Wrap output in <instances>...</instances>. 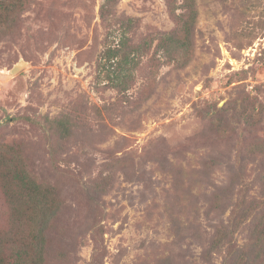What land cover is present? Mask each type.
Returning a JSON list of instances; mask_svg holds the SVG:
<instances>
[{"label": "rangeland", "instance_id": "374dc122", "mask_svg": "<svg viewBox=\"0 0 264 264\" xmlns=\"http://www.w3.org/2000/svg\"><path fill=\"white\" fill-rule=\"evenodd\" d=\"M4 144L58 200L43 264H264V0H30L0 36Z\"/></svg>", "mask_w": 264, "mask_h": 264}, {"label": "trees", "instance_id": "16d2710c", "mask_svg": "<svg viewBox=\"0 0 264 264\" xmlns=\"http://www.w3.org/2000/svg\"><path fill=\"white\" fill-rule=\"evenodd\" d=\"M29 1L0 0V36L12 31L19 14L25 10ZM105 6L106 3L102 5L103 8ZM195 13L194 9L188 11L187 18L181 23V35L171 33L165 36L169 48L189 51ZM130 21L128 18L127 23ZM130 47L128 38L124 37L104 53L103 67L108 68V77L114 88H121L126 82L124 69L134 60ZM57 122L63 124L61 120ZM4 145L11 149V156L0 154V188L9 208V222H26L29 228L21 234H11L12 237H7L0 230V264H43L46 232L50 218L58 209V200L51 186L39 184L30 177L19 154L14 151V146ZM225 235L226 232L222 231L215 241L223 242Z\"/></svg>", "mask_w": 264, "mask_h": 264}, {"label": "water", "instance_id": "95a60500", "mask_svg": "<svg viewBox=\"0 0 264 264\" xmlns=\"http://www.w3.org/2000/svg\"><path fill=\"white\" fill-rule=\"evenodd\" d=\"M24 64L25 62L23 60L18 61L16 64L12 66V68H10L9 72L12 74L17 73L19 70H21Z\"/></svg>", "mask_w": 264, "mask_h": 264}]
</instances>
